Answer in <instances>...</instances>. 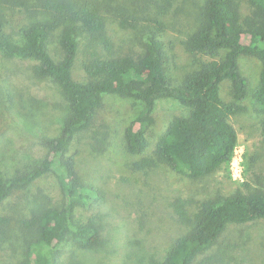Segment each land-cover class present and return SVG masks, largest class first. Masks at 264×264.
<instances>
[{
	"label": "trees",
	"instance_id": "16d2710c",
	"mask_svg": "<svg viewBox=\"0 0 264 264\" xmlns=\"http://www.w3.org/2000/svg\"><path fill=\"white\" fill-rule=\"evenodd\" d=\"M244 1L250 9L245 17L241 0L205 1L199 27L185 46L189 53L223 56L201 64L176 84L167 75L161 27L144 33L139 54L116 51L97 0H33L38 18L17 33L8 29L7 17L0 13L1 56L35 62L31 68L34 78L51 82L65 100L59 134L41 141L48 156L22 175L0 176V235L21 231L25 239L17 264H63L60 248L69 241L84 251L103 247L101 224L95 218L81 223L77 214L81 208L103 201L104 195L82 179L69 152L76 137L94 127L108 96L130 99L138 107L125 133L126 149L133 155H143L149 146L158 101L173 100L185 110L158 138L153 154L142 159V167L163 166L191 181L203 180L222 168L229 170L238 147L229 120L243 110L239 103L249 92L239 68L241 57H253L262 64L252 96L257 111L264 115V0ZM56 34L59 61L49 51ZM83 38L88 53L82 65L86 80L79 82L73 78V67ZM224 81L231 84L234 103H225L220 97ZM261 132L264 141V119ZM93 138L101 151L106 149V133L95 131ZM48 175L56 179L62 203L53 205L39 192L29 216L16 219L10 201L14 207L22 205L32 185ZM189 204L181 197L173 200L177 221L186 231L157 264H194L229 226L264 221L262 189L217 194L196 202L193 212Z\"/></svg>",
	"mask_w": 264,
	"mask_h": 264
},
{
	"label": "rangeland",
	"instance_id": "374dc122",
	"mask_svg": "<svg viewBox=\"0 0 264 264\" xmlns=\"http://www.w3.org/2000/svg\"><path fill=\"white\" fill-rule=\"evenodd\" d=\"M206 0H97L107 33L116 51L130 54L141 52V38L148 31L161 27L159 38L166 52L168 77L172 84L197 69L201 64L220 60L219 56L189 53L186 42L197 31ZM245 17L250 9L241 0ZM0 13L7 17L8 29L14 33L38 15L33 0H0ZM11 32V31H9ZM56 61L61 51L56 34L49 45ZM88 57L87 42L79 43L73 67L76 81L86 80L82 65ZM33 61L8 60L0 54V176L22 175L48 156L43 137L59 134L64 116L65 100L49 81L34 78ZM239 68L248 81V96L239 104L240 113L229 120L238 136V147L229 170L222 168L212 176L191 181L166 167H142L145 157L153 154L158 138L171 121L185 114L173 100H160L154 112V124L148 133L149 146L143 155L130 154L125 133L137 113L130 99L108 96L99 111L94 127L78 135L69 155L77 163L84 181L98 188L103 201L81 208L77 220L90 218L101 224L102 248L84 251L71 241L60 248L63 264H157L169 246L186 230L177 221L172 209L175 198L196 202L217 194L228 196L236 191L248 193L264 190V141L261 122L264 115L257 111L252 93L259 82L262 64L253 57H241ZM220 97L234 103L230 82L220 85ZM137 129V127H136ZM95 131L106 133L107 147L101 151L94 142ZM41 192L53 205L63 195L53 175L32 185L22 205L10 208L16 219L29 216L34 198ZM25 239L21 231L0 235V264H17ZM212 258L211 261H207ZM194 264H264V221L229 226L219 242L200 255Z\"/></svg>",
	"mask_w": 264,
	"mask_h": 264
}]
</instances>
